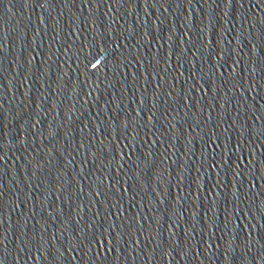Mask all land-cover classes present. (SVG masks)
I'll use <instances>...</instances> for the list:
<instances>
[{
	"label": "water",
	"instance_id": "1",
	"mask_svg": "<svg viewBox=\"0 0 264 264\" xmlns=\"http://www.w3.org/2000/svg\"><path fill=\"white\" fill-rule=\"evenodd\" d=\"M0 264H264V0H0Z\"/></svg>",
	"mask_w": 264,
	"mask_h": 264
}]
</instances>
